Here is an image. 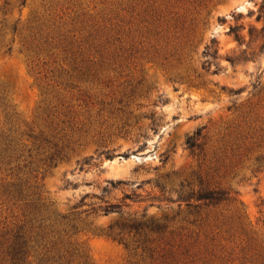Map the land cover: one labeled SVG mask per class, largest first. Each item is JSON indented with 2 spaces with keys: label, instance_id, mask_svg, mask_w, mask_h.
<instances>
[{
  "label": "rangeland",
  "instance_id": "rangeland-1",
  "mask_svg": "<svg viewBox=\"0 0 264 264\" xmlns=\"http://www.w3.org/2000/svg\"><path fill=\"white\" fill-rule=\"evenodd\" d=\"M262 1L0 0V264H264Z\"/></svg>",
  "mask_w": 264,
  "mask_h": 264
},
{
  "label": "trees",
  "instance_id": "trees-1",
  "mask_svg": "<svg viewBox=\"0 0 264 264\" xmlns=\"http://www.w3.org/2000/svg\"><path fill=\"white\" fill-rule=\"evenodd\" d=\"M256 20L262 21L263 23V26L260 29L259 33L261 34L263 33L262 38H264V1H262V4L258 10ZM234 38L239 44L242 42L240 36L235 34ZM201 199L218 201L221 199V197L209 192L208 194L202 195ZM27 252L28 251L25 243H21V245L19 246L13 244L11 247V251L9 252L11 256L12 264H24L26 260Z\"/></svg>",
  "mask_w": 264,
  "mask_h": 264
}]
</instances>
